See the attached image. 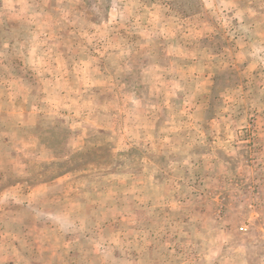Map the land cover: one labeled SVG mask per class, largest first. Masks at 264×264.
Returning <instances> with one entry per match:
<instances>
[{
  "label": "rangeland",
  "instance_id": "rangeland-1",
  "mask_svg": "<svg viewBox=\"0 0 264 264\" xmlns=\"http://www.w3.org/2000/svg\"><path fill=\"white\" fill-rule=\"evenodd\" d=\"M0 264H264V0H0Z\"/></svg>",
  "mask_w": 264,
  "mask_h": 264
}]
</instances>
